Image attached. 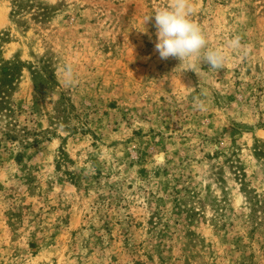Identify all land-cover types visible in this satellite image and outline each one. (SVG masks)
<instances>
[{
    "label": "rangeland",
    "instance_id": "374dc122",
    "mask_svg": "<svg viewBox=\"0 0 264 264\" xmlns=\"http://www.w3.org/2000/svg\"><path fill=\"white\" fill-rule=\"evenodd\" d=\"M169 3L0 0V264H264V0H189L219 69L159 57Z\"/></svg>",
    "mask_w": 264,
    "mask_h": 264
},
{
    "label": "clouds",
    "instance_id": "9594fccd",
    "mask_svg": "<svg viewBox=\"0 0 264 264\" xmlns=\"http://www.w3.org/2000/svg\"><path fill=\"white\" fill-rule=\"evenodd\" d=\"M192 11L189 0H170L168 6L158 9L154 15L146 18L145 23L152 17L155 20V50L162 60L171 57L183 63L198 58L209 68L219 69L223 66L225 57L221 51L207 47L204 33L191 19ZM230 46L240 47L239 38L231 40Z\"/></svg>",
    "mask_w": 264,
    "mask_h": 264
},
{
    "label": "trees",
    "instance_id": "16d2710c",
    "mask_svg": "<svg viewBox=\"0 0 264 264\" xmlns=\"http://www.w3.org/2000/svg\"><path fill=\"white\" fill-rule=\"evenodd\" d=\"M16 69L17 63L14 61H4L0 65V129L3 137L8 141L25 142V146H27L38 142V140L33 139L31 142L28 141V129L18 125L17 119L15 118V111L10 102L8 100L2 101V95L6 94L12 88V76Z\"/></svg>",
    "mask_w": 264,
    "mask_h": 264
}]
</instances>
